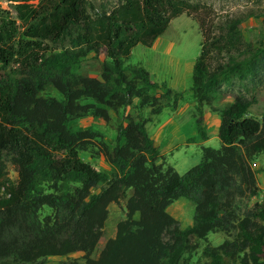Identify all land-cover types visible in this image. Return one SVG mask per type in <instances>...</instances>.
<instances>
[{"label":"trees","instance_id":"obj_1","mask_svg":"<svg viewBox=\"0 0 264 264\" xmlns=\"http://www.w3.org/2000/svg\"><path fill=\"white\" fill-rule=\"evenodd\" d=\"M13 1L16 17L0 9V264L76 252L84 260L65 264H264V201L252 202L261 193L264 169L254 163L264 154V119L251 114L255 97L223 88L237 78L256 82L263 69L264 46L244 43L245 17L217 24L210 5L191 0H120L96 15L88 0ZM183 13L203 34L192 76L198 135L209 138L215 111L222 146H203L201 162L180 173L148 123L185 94L127 61ZM91 54L101 59L96 74L83 70ZM134 106L149 107V116H120ZM110 109L119 116L113 145L101 129L73 125L90 114L110 124ZM84 153L104 158L109 170ZM182 197L195 206L187 227L170 211ZM123 198L126 217L95 258L110 205ZM212 232L227 237L202 248ZM200 250L204 262L194 263Z\"/></svg>","mask_w":264,"mask_h":264},{"label":"rangeland","instance_id":"obj_2","mask_svg":"<svg viewBox=\"0 0 264 264\" xmlns=\"http://www.w3.org/2000/svg\"><path fill=\"white\" fill-rule=\"evenodd\" d=\"M88 11L92 15H96L103 10L110 11L113 7L119 4L120 0H88ZM193 2L206 3L213 9L211 20L215 23L222 22L226 17L241 16L245 17L242 23L244 43H251L254 46H264V0H191ZM38 2V1H35ZM0 9H5L14 17L17 16L16 2L13 0H0ZM250 12L261 15L248 16ZM203 34L200 25L196 19L183 13L173 19L170 26L161 36L157 38L153 46L138 44L134 47L132 56L128 59V64H139L154 72L159 81H165L169 86L181 90L185 94V99L181 101L176 109L172 106L166 107L163 112L155 116L158 118H167L169 112L173 111L176 115V120L182 126H188L190 120L194 118L195 110L194 99L192 96L193 84V67L197 57L201 53ZM60 49V45L56 46ZM104 58V55L101 56ZM101 59H96L93 54L85 58L83 62V70L92 74H96L100 70ZM261 75L256 79V82L246 79L242 81L235 79L231 84H224L223 88L230 92L243 93L250 98L255 97L256 101L251 106V114L261 120L264 119V61ZM52 94L59 95L55 90ZM88 101V100H85ZM228 102V101H225ZM150 108L140 109L137 106L127 107L121 110V117L127 114L149 116ZM211 114L218 115L215 111H210ZM114 121L107 124L103 119L95 118L93 115H88L79 120H75L73 125L78 128L94 126L101 129L105 134V139L113 145L116 136V122L119 116L113 113ZM154 118V117H153ZM220 121V117L218 118ZM153 121V120H152ZM150 121L148 129L153 134L155 124ZM196 127V123H195ZM197 129V128H196ZM209 138L205 140L204 146L220 148L222 141L219 137L218 130L210 128ZM179 140L178 138H176ZM182 140V139H181ZM188 140V139H187ZM178 141L177 143H179ZM202 145L197 143H182L172 149V153L167 154L168 161L173 164L180 173H185L191 167L200 163L203 157ZM83 157L91 162L93 166L100 170H109V165L104 158L92 157L89 153L82 154ZM8 174L11 179L17 181L18 171L15 165L7 162ZM257 169H264V154L256 159ZM261 193L254 197L255 200L264 201V171L258 174ZM194 204L189 199L182 197L175 201L170 207L171 213L180 221L182 227H187L193 223ZM49 208L42 210V215L49 213ZM126 198H123L120 203H112L110 205V214L106 222L104 233L101 241L93 253V257H99L106 242L116 236L117 225L120 220L126 217ZM227 235L224 232H212L207 240H202V248L207 243L218 245L222 243ZM201 248V249H202ZM84 253L76 252L66 256H49L47 259L34 264H65L72 259H82ZM84 260V259H82ZM194 263H203L202 250L194 254Z\"/></svg>","mask_w":264,"mask_h":264},{"label":"crops","instance_id":"obj_3","mask_svg":"<svg viewBox=\"0 0 264 264\" xmlns=\"http://www.w3.org/2000/svg\"><path fill=\"white\" fill-rule=\"evenodd\" d=\"M110 113L113 117L114 111L112 109H110ZM160 115L158 116V118L154 117L152 121V123L155 124L153 135L159 141L161 152L162 154L166 155V158H167V154L173 152L172 149L174 147L179 146L182 143H185L187 139L191 137L196 138V141L192 143H197V144H201L202 146H204V142L206 139H202L198 135V131L195 127L194 118L190 120L188 126L187 125L182 126L176 120V115L173 114V111L169 112V115L167 118L166 117L160 118L161 117ZM218 118H219V115L211 114L207 120V125H208V129L215 128L216 130H218V134H219L220 121ZM176 138H178L179 140H177ZM178 141L180 142L177 143Z\"/></svg>","mask_w":264,"mask_h":264},{"label":"built area","instance_id":"obj_4","mask_svg":"<svg viewBox=\"0 0 264 264\" xmlns=\"http://www.w3.org/2000/svg\"><path fill=\"white\" fill-rule=\"evenodd\" d=\"M254 165H256V162L254 163Z\"/></svg>","mask_w":264,"mask_h":264}]
</instances>
